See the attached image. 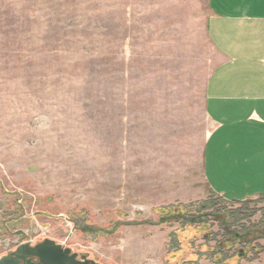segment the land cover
Masks as SVG:
<instances>
[{"label": "rangeland", "instance_id": "rangeland-1", "mask_svg": "<svg viewBox=\"0 0 264 264\" xmlns=\"http://www.w3.org/2000/svg\"><path fill=\"white\" fill-rule=\"evenodd\" d=\"M210 16L208 0H0V259L52 240L98 264H213L197 252L216 221L157 225L160 208H241L203 175ZM246 206L264 249V196Z\"/></svg>", "mask_w": 264, "mask_h": 264}, {"label": "crops", "instance_id": "crops-1", "mask_svg": "<svg viewBox=\"0 0 264 264\" xmlns=\"http://www.w3.org/2000/svg\"><path fill=\"white\" fill-rule=\"evenodd\" d=\"M208 38L220 57L205 89L211 131L203 175L226 202L264 196V0H208ZM264 264V253L255 261Z\"/></svg>", "mask_w": 264, "mask_h": 264}, {"label": "trees", "instance_id": "trees-1", "mask_svg": "<svg viewBox=\"0 0 264 264\" xmlns=\"http://www.w3.org/2000/svg\"><path fill=\"white\" fill-rule=\"evenodd\" d=\"M238 204L241 205L240 209L227 211V214H224V211L206 203L202 205L191 204L189 206L180 204L167 208H160V219L157 225L176 222L185 227V229L193 226H205L212 229L214 228V224L210 225L209 220L216 221L220 233L214 235L211 231L202 237L207 246L215 241L216 247H207L210 251L209 254L199 250L197 252L199 260H210L213 264H241L242 261H255L259 258V255L264 252L263 248L255 245L252 246L251 243L259 238L255 237L252 232H258V228L260 227L248 228L242 224V221L249 220L250 217L247 215L249 214V210L246 206V202ZM212 209L214 211L209 213ZM226 215L227 217H225ZM176 246L180 247L178 244ZM243 246H249L248 252H245L247 249H242ZM249 252H252V258H248ZM198 262L196 263L198 264Z\"/></svg>", "mask_w": 264, "mask_h": 264}, {"label": "water", "instance_id": "water-1", "mask_svg": "<svg viewBox=\"0 0 264 264\" xmlns=\"http://www.w3.org/2000/svg\"><path fill=\"white\" fill-rule=\"evenodd\" d=\"M0 264H98L86 255L74 253L52 240L33 247L28 244L20 246L9 256L0 259Z\"/></svg>", "mask_w": 264, "mask_h": 264}]
</instances>
